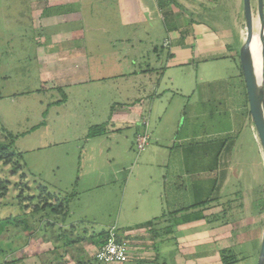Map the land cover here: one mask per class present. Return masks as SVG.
I'll return each mask as SVG.
<instances>
[{
  "label": "rangeland",
  "instance_id": "obj_1",
  "mask_svg": "<svg viewBox=\"0 0 264 264\" xmlns=\"http://www.w3.org/2000/svg\"><path fill=\"white\" fill-rule=\"evenodd\" d=\"M36 1L0 0V133L9 136L7 143L21 166L14 174L12 165L0 167V178L9 186L7 196L0 200V219H23L16 201L19 186L15 184L20 181L29 186V195H36L41 186L50 194L72 195L66 219L78 226L77 236L88 234L77 242L84 247L91 242L90 235L109 231L117 217L127 218L122 208L125 191H167L170 203L171 191L186 194L197 177L211 181L208 156L221 147L229 182L216 200H221V208L227 204L235 208L229 211L233 220L227 228L235 235L221 250L235 252L241 259L237 264H257L264 231V155L248 120L236 108L241 100L235 92L238 56L235 63L198 64L195 59L169 67L162 75L160 62L169 51L157 42L158 23L150 25L140 15L131 24L125 14L123 34L133 33L140 41L112 45L100 27L103 21L96 17L104 9L110 18L106 25L114 26L113 2L107 7L92 5L87 13L75 15L68 5L46 9ZM250 6L257 35V0H250ZM233 12L244 41L243 0H219L212 12L191 17L221 31L233 28ZM81 34L92 44L101 42L87 44L86 67L69 59L74 55L69 41ZM134 105L141 110L138 122L126 119ZM99 126L101 132L90 136V129ZM145 129L148 142L138 151L136 137ZM191 145L204 160L188 169L190 176L182 179L184 188L178 190L175 176L181 175L180 159ZM182 203L180 216L196 212L188 209L191 202ZM227 215L220 211L221 223ZM26 220L35 233L28 237L23 229L10 226L0 239L5 252L0 254V263L12 256H21L22 264H44L48 259L51 253L41 259L37 253L52 252L56 230L47 222L58 226L60 219L40 213ZM15 249L19 253L13 254ZM67 261L75 263L72 256Z\"/></svg>",
  "mask_w": 264,
  "mask_h": 264
},
{
  "label": "crops",
  "instance_id": "obj_2",
  "mask_svg": "<svg viewBox=\"0 0 264 264\" xmlns=\"http://www.w3.org/2000/svg\"><path fill=\"white\" fill-rule=\"evenodd\" d=\"M112 2L116 5L115 13L111 18L115 22L113 24L111 21V25L114 26L109 28L106 25V21L110 19L103 12L106 10H99L98 17H96L103 21V25L100 27H102L103 34L106 36V42L110 41L113 45L116 41L128 44L140 41L133 37V33L123 34L125 14L129 16L128 19L131 20V24L136 19L138 20L140 15L150 25L155 26V23H158L156 25L159 31L157 42H160L162 49H168L169 51L165 55V60L160 62L159 67H163L164 70L162 75L167 72L169 67H179L190 62L193 63L195 59L198 60V64L223 60L236 62L238 56L236 46L241 47L243 38L237 32L234 12L233 28H223L221 31L213 30L205 23L197 22L191 17L192 14L200 17L201 14L212 12L219 0H37L34 3L42 5L41 7L46 9L57 7V10L68 5L75 15H81V12L87 13L92 5L102 4L107 7ZM80 36L77 40H74V38L69 41V49L74 53L69 59H72L71 63L79 61L82 65L84 63L86 67L90 59L86 54L87 44L98 46L101 42L98 43L97 41L92 44L91 41L85 40L84 34ZM109 36L110 38H108ZM173 36H176V38H173ZM82 52L83 55L79 54ZM153 52L157 53L158 49L153 47ZM67 78L72 79L69 76ZM237 78L239 82L235 87V92L241 100L236 104V108L237 111H241L242 117L248 120L249 128L254 132L240 66ZM230 107L231 109L234 108L233 106ZM140 111V107L134 105L126 112V119L138 122ZM196 148L191 145L187 149V155H182L180 159L181 175L175 176V179L179 181L175 185L178 190L184 188L182 179L190 176L188 169L196 168L204 160ZM220 148L218 147L208 156L207 171L210 170L211 181L197 179V177L196 180L191 182V191H184L186 194L183 195L181 191H171L170 203L167 191L124 192L122 208H124V216H127L128 219L117 217L116 224L111 228L116 230L119 240L127 241L128 255L125 261L112 264H220L221 245L227 241L231 242L235 235L227 230L231 220H233V216H230L229 211H235L234 206L227 204L221 208L219 204L221 200H216L220 197L223 187L229 182L226 161L221 160L222 150ZM258 148L260 149L259 144ZM186 200L189 203L191 202L192 207L197 203H203L190 208L196 211L193 213V216H197L196 220L185 221L187 216H180L183 213L182 209H184L182 202ZM221 210H225L228 214L225 219L223 218L222 223L219 219H214L220 216ZM69 213L68 209V216ZM167 214H171L175 218L173 216L169 218ZM159 218L160 220L155 224L143 226L148 221ZM67 219L57 227L65 231L64 235L69 236V240H78L79 236L76 235V227L78 226L68 223ZM174 222L177 224L173 232L167 234V227ZM54 230H56V226H54ZM87 236L88 234L84 235V237ZM53 241L55 245L52 247V252L46 249V251L42 250L37 253L39 259L51 253L44 264H72L67 261L70 256L75 261L73 264H102L94 259V254L100 247V241H97L96 238H92L89 244H84V247L80 245L79 240L77 241L80 242L79 244L76 242L67 245L54 236ZM43 243L41 242V244ZM55 252H57V255Z\"/></svg>",
  "mask_w": 264,
  "mask_h": 264
},
{
  "label": "trees",
  "instance_id": "obj_3",
  "mask_svg": "<svg viewBox=\"0 0 264 264\" xmlns=\"http://www.w3.org/2000/svg\"><path fill=\"white\" fill-rule=\"evenodd\" d=\"M245 103L247 105L246 99H245ZM101 127H104V125H102ZM97 128H100V126L92 127L90 129L89 135L90 136L98 135L101 131ZM8 137L9 136L4 135L3 132L0 133V167L12 165V171L14 174V173L21 171V166L18 165V163L16 162L17 154L11 150L10 143H7V139H9ZM208 172H210V170ZM23 178H24V175L21 174V179ZM18 186H19V189L17 192L16 201H17V206L22 212L23 219L19 220L17 217H12L11 219L13 220V223H11L10 222L11 219H8V218L0 219V239L2 238L4 234L8 232V229L10 226H13V228H15L14 230H16L17 228L23 229V231L27 233L28 237L34 234L35 230L33 229L30 230L28 227V223L26 220L28 216H31L34 218L35 215L44 213L46 216H54L55 220L59 218L60 223L65 222L66 217L68 216V207H69V203H70L72 195L71 196L66 195L64 197H61V196H57L54 194H50V193H47L46 188L42 186L39 187V191H37L38 193L36 195H29L28 192H30L29 191L30 188L27 184H24L20 181L15 184V187H18ZM8 192H9L8 181L0 178V200L4 199L7 196ZM201 204L203 203H197L196 205H193V207L201 205ZM193 207H190V208H193ZM263 210H264V207H263ZM171 216H172L171 214H167V217L170 218ZM196 219H197V216L192 215V216H187V218H185V221L196 220ZM214 219L215 220L219 219V216L215 217ZM159 220L160 218L153 219L145 223L143 226H151L155 224L156 222H158ZM175 222L167 227V234H170L173 232L177 224ZM47 226H49L50 229L53 228V230H54V226H56L57 233L56 231H54L52 233V236L53 237L56 236L55 238L57 240L59 239L62 240L63 244L64 243H66L67 245L72 244V243L77 242L78 240L82 241L86 238V237H79L78 240L76 239V241L69 240V239L67 241L66 239L67 237L64 235L65 231H63L61 228H58L57 225H55V222L54 223L47 222ZM107 234H108V231H102L101 233L97 235H90V238L91 239L96 238L97 241H100L99 246H101L105 242ZM40 242H45V241L41 239ZM16 250L17 249L14 250L13 254L17 252ZM0 254L4 255L5 254L4 250L0 249ZM258 254H259V250H258ZM239 260L241 259H239L238 255L235 252H233L231 249H223L220 251L221 264H237ZM0 264H22V257L12 256L9 260L5 258Z\"/></svg>",
  "mask_w": 264,
  "mask_h": 264
},
{
  "label": "water",
  "instance_id": "obj_4",
  "mask_svg": "<svg viewBox=\"0 0 264 264\" xmlns=\"http://www.w3.org/2000/svg\"><path fill=\"white\" fill-rule=\"evenodd\" d=\"M246 34L238 53L239 66L246 88L249 115L253 124L255 138L264 155V16L263 0H257V17L259 20L258 38L261 43V76L257 78V69L251 54L254 37L253 15L250 0H243ZM257 264H264V231L262 234Z\"/></svg>",
  "mask_w": 264,
  "mask_h": 264
},
{
  "label": "built area",
  "instance_id": "obj_5",
  "mask_svg": "<svg viewBox=\"0 0 264 264\" xmlns=\"http://www.w3.org/2000/svg\"><path fill=\"white\" fill-rule=\"evenodd\" d=\"M146 122L142 123L145 126ZM147 130L136 137L138 151L144 149L148 142ZM128 243L125 240H119L114 228L108 231L105 242L97 249L94 259L102 264L121 263L127 259Z\"/></svg>",
  "mask_w": 264,
  "mask_h": 264
},
{
  "label": "bare ground",
  "instance_id": "obj_6",
  "mask_svg": "<svg viewBox=\"0 0 264 264\" xmlns=\"http://www.w3.org/2000/svg\"><path fill=\"white\" fill-rule=\"evenodd\" d=\"M251 54L257 69V78L260 80L261 76V43L257 35H254L252 43H251Z\"/></svg>",
  "mask_w": 264,
  "mask_h": 264
}]
</instances>
